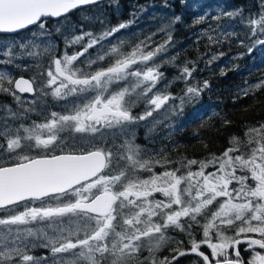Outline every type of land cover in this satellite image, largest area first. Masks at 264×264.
Masks as SVG:
<instances>
[{"label":"snow or ice","instance_id":"obj_1","mask_svg":"<svg viewBox=\"0 0 264 264\" xmlns=\"http://www.w3.org/2000/svg\"><path fill=\"white\" fill-rule=\"evenodd\" d=\"M95 2L0 0V33H18L29 26L44 30L46 18L61 17L81 5ZM239 14L225 13L229 17ZM180 19L176 16L161 31L171 28V24ZM204 22L205 17L195 21L197 24ZM130 23L132 21L121 23L99 37L86 33L90 39L83 52L65 54L62 60H53L55 74L48 71V83L55 84L58 77H63L53 95L63 99L72 94L95 92L96 95L87 103L74 107L70 114L53 112L46 123L33 122L32 127L21 125L15 130L7 125L0 128V136L7 142L5 152L16 160L11 166L0 165V210L10 213L0 218V226H3L0 228V264H49V260L51 264H171L167 257L160 259L156 255L162 247L173 242L166 235L167 230L179 229L192 237L190 229L194 226L202 228L203 239L200 242L191 239L190 251L202 257L204 264H213V261L214 264H244L236 248L242 242L237 237L244 233L259 234L261 238L248 240L249 248L255 245L264 250V123L247 128L243 138L232 136L230 147L223 153L219 156L210 154L203 160L183 158L173 162L166 156L144 159L143 150L133 140H125L122 145L124 153L96 147L87 151L81 148L80 154L73 151L61 155L45 154L38 158L26 154L33 147L49 151L60 148L63 152L60 133L65 131L100 133L103 137L98 125L108 129L119 126L123 130L126 124L147 120L169 99H175L159 92L148 96L163 78V73L159 71L162 65L156 63L155 58L167 51L165 45L147 53L139 44L130 53L121 52L119 47L113 46L111 53L116 54L115 62L107 69L83 78L77 77L79 69L71 67L88 48L127 28ZM248 23L254 26L251 28L252 35L264 34V12L259 14L258 19L250 18ZM208 39L215 42L217 38L208 35ZM82 40V36H77L70 43ZM256 44L264 45V40L257 38L248 51L251 52ZM15 47V44L7 43L0 46V56L4 57L0 59V64L10 65L24 54L31 57L38 55L35 51H23L28 44H19L22 50L19 53L14 50ZM48 51V48L44 49V52ZM98 59L103 60L104 56ZM175 59L171 58L172 61ZM215 59L217 57L213 56L209 63ZM149 61H153L150 66L147 65ZM94 62L89 61V64ZM137 63L145 67L130 70ZM192 71L194 69L185 66L179 78L190 77ZM129 77L136 78L135 82L129 81ZM118 81L129 83L118 91L109 92L110 86ZM13 84L19 92L33 91L29 80L21 78L13 81L7 71H0V93L11 94L19 100L11 87ZM207 86L205 82L204 87ZM255 88H264V81ZM137 89L140 91L137 92ZM201 91L195 85L188 87L186 94L178 97L180 105L177 107L182 110L183 105L193 101ZM105 93L109 94L105 96ZM133 93L136 100L144 99L154 107L146 109L143 115H133L131 107L136 102L131 99ZM126 96L129 99L126 100ZM172 110L175 112L176 107ZM9 114L16 117L10 109ZM21 129L25 135H21ZM45 132L47 137L43 138ZM3 147L0 145V148ZM121 161H124L123 165ZM172 163L179 164V167L166 168L160 174L153 173L155 165ZM194 165L198 166L195 171L192 170ZM210 167L214 170L206 171ZM140 171L152 174L141 178ZM153 193L162 194L167 202L155 199ZM45 197L57 201L66 197L67 202L52 206L44 200ZM24 201H41V205L29 207L25 204L23 211H17ZM154 217L158 219L154 220ZM230 230H234V236L226 234ZM213 237L217 242H213ZM201 245L210 249L213 260L200 251ZM36 247L48 249L51 256L28 254ZM230 248L235 250V259L229 258L227 250ZM145 250L147 256L142 255ZM185 254L179 251V255ZM248 264H264V254L256 251Z\"/></svg>","mask_w":264,"mask_h":264},{"label":"trees","instance_id":"obj_2","mask_svg":"<svg viewBox=\"0 0 264 264\" xmlns=\"http://www.w3.org/2000/svg\"><path fill=\"white\" fill-rule=\"evenodd\" d=\"M262 6L264 0H104L79 8L60 18H48L44 30L31 26L18 33L0 34V46L6 43L15 44L14 50L19 53L22 51L19 44L24 43L28 44V48L23 50L25 53L27 51L38 53L35 57L20 55L10 65L0 64V71H7L13 81L18 77H26L34 87V93L29 96L18 93L14 84L11 85L19 100L11 94L0 93V128L7 125L15 130L21 125L32 127L33 122L46 123L52 118L53 112L70 114L74 107L87 103L96 95L95 92L72 94L63 99L53 95L54 89L59 87L63 79L58 77L55 84L48 83L50 80L48 71L51 70L55 74L53 60L57 58L62 60L65 54L75 55L83 52L90 39L85 35L86 33L99 37L121 23L132 21L127 28L88 48L71 67L79 69L77 77L83 78L85 75L90 76L96 71L107 69L115 62L116 54L111 53L113 46L119 47L121 52L130 53L139 44L147 53L160 45H165L167 51L155 58V62L162 65L159 71L163 73V78L148 96L151 97L159 92L175 99H169L147 120L126 124L123 130L119 126L108 129L98 125L103 137L100 133L80 134L65 131L60 133L63 138V143L60 145L64 149L63 152L60 148L49 151L33 147L30 151H26V154L34 158L45 154L50 156L73 151L80 154L81 148L87 151L96 147L110 149L113 153H124L122 145L125 140H133L143 150L144 159L149 157L161 159L162 156H166L168 160L175 162L183 158L203 160L210 154L219 156L230 147L229 140L232 136L243 138L247 128L258 127L264 123V88H255V85L264 81V45L256 44L251 52L248 51V47L252 46L257 38L264 40V34L252 35L251 28L254 26L248 23L250 18L258 19L259 14L264 12ZM227 12L240 14L229 17L225 15ZM176 16L181 19L171 24V28L161 31V28L170 24ZM200 17H205V22L195 23ZM225 33L232 35H224ZM208 35L217 38L216 41L210 42ZM77 36H82L83 40L80 43H70ZM33 45L38 47L34 48ZM45 48L49 51L44 52ZM101 55L104 56L103 60L98 59ZM213 56L217 59L209 63ZM172 57L176 59L172 61ZM0 59L4 57L0 56ZM89 61L95 62L89 64ZM152 63L153 61H149L147 65L150 66ZM185 66L194 71L190 77L179 78ZM143 67L145 65L137 63L130 70ZM135 79L129 77L131 82H135ZM129 81L116 82L110 86L109 92L128 86ZM205 82L207 87H204ZM193 85L202 91L193 101L185 103L181 110L177 107L180 105L178 97L184 96L187 88ZM246 90H248L247 94H245ZM139 91L140 89H137V92ZM108 94L105 93V96ZM125 99L129 97L126 96ZM131 99L136 100L135 93L132 94ZM151 107L154 106L140 99L132 105L131 112L139 116ZM173 107H176L175 112L172 110ZM9 109L16 114L15 118L9 114ZM21 135H25L22 129ZM42 135L43 138L47 137L46 132ZM82 136L86 138L81 139ZM22 143L28 142L22 141ZM30 143L34 144L35 141ZM0 145L4 146L0 148V165L14 164L16 162L14 156L9 157L5 152L7 142L2 136H0ZM121 164L123 165L124 161H121ZM176 167H179V164L163 166L157 164L153 167V173L160 174L166 168ZM197 168V165L192 166L193 171ZM213 170L212 167L206 169V171ZM138 174L141 178H148L152 173L140 171ZM153 197L167 202L160 193H153ZM72 199L74 200L75 197ZM44 200L52 206L67 202L66 197L62 198V201L48 197ZM25 204L29 207H38L41 201H24L16 210L23 211ZM9 214L6 210H0V218ZM203 223L204 221L201 220V224ZM190 231L192 237L187 232L169 228L166 235L171 237L173 242L162 247L156 255L160 259L167 257L171 264H204L202 257L190 251L191 239L194 238L197 242L203 239L202 228L194 226ZM226 234L235 235L234 230ZM237 238L242 241L236 248L240 251L244 264H248L256 251L264 254V250L259 249L258 246L249 248L248 240L261 238L259 234L244 233ZM213 242H217L215 237ZM173 249H179L186 254L181 256L179 251ZM200 251L213 260L211 251L206 245H201ZM227 251L229 258L235 259V250L230 248ZM28 254L35 257L51 256L50 251L42 247L33 248ZM142 255L147 256L148 252L145 250ZM220 259L222 260L223 257ZM49 264H51L50 260Z\"/></svg>","mask_w":264,"mask_h":264},{"label":"water","instance_id":"obj_3","mask_svg":"<svg viewBox=\"0 0 264 264\" xmlns=\"http://www.w3.org/2000/svg\"><path fill=\"white\" fill-rule=\"evenodd\" d=\"M101 1H104V0H96V2L95 3H92V4H85V5H81V6H79L78 8H76V9H73V10H71L69 13H71V12H73V11H75V10H77V9H79V8H82V7H86V6H90V5H93V4H96V3H99V2H101ZM69 13H67V14H69ZM67 14H65V15H67ZM64 15V16H65ZM62 17V16H61ZM55 18H60V17H54L53 19H55ZM46 19H48V18H46ZM29 27H31V26H29ZM24 30V29H23ZM20 31H22V30H20ZM0 34H13V33H0ZM21 78H23V79H26V80H29L28 78H26V77H18L16 80H18V79H21ZM30 81V80H29ZM31 82V81H30ZM33 85V84H32ZM15 88V87H14ZM18 93H20V94H23V95H29V96H31L33 93H34V87H33V91L32 92H19V90H17V89H15ZM62 154H68V153H62ZM75 154H77V153H75ZM58 155H61V154H58ZM36 158H38V157H36ZM9 166H11V165H9Z\"/></svg>","mask_w":264,"mask_h":264},{"label":"bare ground","instance_id":"obj_4","mask_svg":"<svg viewBox=\"0 0 264 264\" xmlns=\"http://www.w3.org/2000/svg\"><path fill=\"white\" fill-rule=\"evenodd\" d=\"M22 203V202H21Z\"/></svg>","mask_w":264,"mask_h":264}]
</instances>
